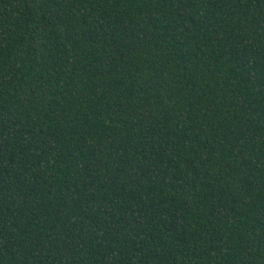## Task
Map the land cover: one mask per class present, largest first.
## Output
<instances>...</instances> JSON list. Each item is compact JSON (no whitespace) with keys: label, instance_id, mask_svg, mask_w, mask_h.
<instances>
[{"label":"trees","instance_id":"1","mask_svg":"<svg viewBox=\"0 0 264 264\" xmlns=\"http://www.w3.org/2000/svg\"><path fill=\"white\" fill-rule=\"evenodd\" d=\"M0 264H264V0H0Z\"/></svg>","mask_w":264,"mask_h":264}]
</instances>
